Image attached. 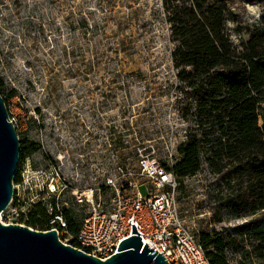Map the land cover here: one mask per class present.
Listing matches in <instances>:
<instances>
[{
    "label": "rangeland",
    "instance_id": "374dc122",
    "mask_svg": "<svg viewBox=\"0 0 264 264\" xmlns=\"http://www.w3.org/2000/svg\"><path fill=\"white\" fill-rule=\"evenodd\" d=\"M229 8L226 33L240 50L248 30L263 27L264 6ZM80 13L90 23L102 20L99 60L90 55L96 40L77 24ZM171 47L159 0H0V93L18 139L36 148L26 155L32 167L56 149L102 183L121 163L141 182L137 150L171 166L193 127L177 108ZM210 182L202 171L179 183L180 217L196 238L240 223L215 222L205 194ZM139 191L147 194L143 185Z\"/></svg>",
    "mask_w": 264,
    "mask_h": 264
},
{
    "label": "trees",
    "instance_id": "16d2710c",
    "mask_svg": "<svg viewBox=\"0 0 264 264\" xmlns=\"http://www.w3.org/2000/svg\"><path fill=\"white\" fill-rule=\"evenodd\" d=\"M159 2L172 45L177 108L193 124L185 145L177 148L178 159L167 170L179 183L205 171L211 180L205 194L215 222L240 221L220 232L197 235L209 264H264V15L263 27L249 29L240 50L225 29L233 17L229 3L264 6V0ZM82 14L77 24L88 41L96 40L90 55L99 60L102 20L90 23ZM19 145L18 167L36 151L20 140ZM68 221L70 231H76ZM28 227L48 230L41 209L30 215Z\"/></svg>",
    "mask_w": 264,
    "mask_h": 264
},
{
    "label": "built area",
    "instance_id": "2783aa9c",
    "mask_svg": "<svg viewBox=\"0 0 264 264\" xmlns=\"http://www.w3.org/2000/svg\"><path fill=\"white\" fill-rule=\"evenodd\" d=\"M61 152L56 149L53 155L37 159L34 167L28 156L21 161L12 199L0 214L1 224L28 227L30 215L41 209L45 227L55 230L63 244L101 261L116 254L121 241L134 236L133 224L142 244L161 254L168 264H209L196 236L180 217L179 182L168 167L137 150L135 175L141 182L131 178V171L123 172L121 163L102 183V177L88 176L85 169L76 171ZM141 185L147 190L145 196L139 191ZM68 218L76 231H70Z\"/></svg>",
    "mask_w": 264,
    "mask_h": 264
},
{
    "label": "water",
    "instance_id": "95a60500",
    "mask_svg": "<svg viewBox=\"0 0 264 264\" xmlns=\"http://www.w3.org/2000/svg\"><path fill=\"white\" fill-rule=\"evenodd\" d=\"M19 153L17 133L0 97V214L12 199ZM131 235L118 244L116 254L101 261L63 244L55 230L37 231L0 223V264H168L161 254L142 244L133 224Z\"/></svg>",
    "mask_w": 264,
    "mask_h": 264
}]
</instances>
